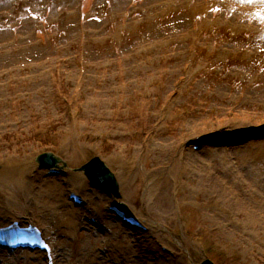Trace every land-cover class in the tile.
<instances>
[{
  "label": "rangeland",
  "instance_id": "374dc122",
  "mask_svg": "<svg viewBox=\"0 0 264 264\" xmlns=\"http://www.w3.org/2000/svg\"><path fill=\"white\" fill-rule=\"evenodd\" d=\"M185 1L205 12L160 20ZM209 1L0 0V220L18 215L5 203V171L38 165L42 152L62 156L65 175L39 167L27 182L37 195L31 209L52 207L40 214L56 235V264H120L114 249L140 264L146 242L113 215L86 231L74 221L71 234L59 223L78 210L64 197L69 187L93 207L109 203L73 171L95 155L115 173L119 200L151 227L148 241L183 253L162 264H198L205 255L217 264H264V137L233 149L183 145L224 128L264 126V31L242 30L232 8L214 7L264 0H214V14ZM105 12L102 21L90 18ZM134 157L135 176L124 186L119 161ZM175 159L180 165L164 170L149 195L156 171ZM3 258L46 264L20 252Z\"/></svg>",
  "mask_w": 264,
  "mask_h": 264
},
{
  "label": "bare ground",
  "instance_id": "6f19581e",
  "mask_svg": "<svg viewBox=\"0 0 264 264\" xmlns=\"http://www.w3.org/2000/svg\"><path fill=\"white\" fill-rule=\"evenodd\" d=\"M135 158V157H134ZM133 159L127 161L126 158H123L119 161V165L118 167L121 166H125V170H123V175L121 176V180L124 184L128 185L132 179L134 178V174L131 173L130 168L133 166L132 162ZM176 160V159H175ZM123 161V162H122ZM176 163H178V161L176 160ZM6 173H9L12 176H9L7 178H3L4 180V185L10 190V191H6V198H5V203L7 205V207L9 208H13L14 211H17L18 213H23V214H30L31 212H33L34 216L36 217V220L38 221V223L44 228H45V232L47 234H50V230L48 229L46 225V219H45V214H40L43 213V209L41 206V209L39 210V213H36L35 211H33L31 209V205L32 203L30 202H34L35 199H37V195L36 193H31L30 189H23L21 187V183L23 184L22 181H24V179H16L14 178V176H16L17 174H15L13 171L11 170H7ZM156 174H160V170L156 171ZM23 175V176H22ZM25 174L21 173V177H24ZM19 176V175H17ZM152 183L149 184V186H147V190L149 195H154L156 193V191L158 190L159 187V183L158 180H155V177H152ZM41 195H44V193H41ZM45 209V208H44ZM19 213V214H20ZM22 214V215H23ZM24 253L27 254H32L30 251H23ZM41 256V255H40Z\"/></svg>",
  "mask_w": 264,
  "mask_h": 264
},
{
  "label": "water",
  "instance_id": "95a60500",
  "mask_svg": "<svg viewBox=\"0 0 264 264\" xmlns=\"http://www.w3.org/2000/svg\"><path fill=\"white\" fill-rule=\"evenodd\" d=\"M42 162H46V164H48L49 163V161H46L45 159H42ZM49 164H51V163H49ZM86 168V170L88 171V172H90L89 171V169H88V167H85ZM114 189H115V191H116V195L118 196L119 195V193H118V187H117V184H114ZM204 264H213V263H211V261H206Z\"/></svg>",
  "mask_w": 264,
  "mask_h": 264
}]
</instances>
